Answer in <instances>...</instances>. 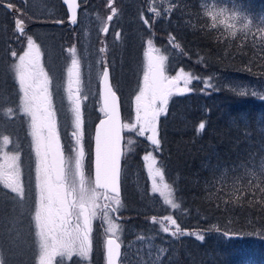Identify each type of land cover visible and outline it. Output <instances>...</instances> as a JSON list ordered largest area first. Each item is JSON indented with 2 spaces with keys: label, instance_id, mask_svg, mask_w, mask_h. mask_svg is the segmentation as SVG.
Instances as JSON below:
<instances>
[{
  "label": "rangeland",
  "instance_id": "374dc122",
  "mask_svg": "<svg viewBox=\"0 0 264 264\" xmlns=\"http://www.w3.org/2000/svg\"><path fill=\"white\" fill-rule=\"evenodd\" d=\"M5 1L9 2V0ZM10 1L21 8V17L26 22L33 23L35 20L59 19L66 16L61 10L62 2L60 0ZM80 2L79 22L77 24L70 25L67 22L63 26L34 24L20 35H17L13 15L7 13L0 4V82L5 86L12 85L13 75L15 74L13 65L16 64V57L23 55V49L26 46L25 41L30 36L35 45L39 46L40 64L51 79L50 91L52 92L53 105L56 111L59 137L65 148L63 158L69 181L72 180L75 173V153L73 150L76 144L74 139L71 138V132L74 130L72 127V107L77 96L80 100L83 121H87L90 116L91 125L85 134L83 130L82 143L85 150V186L92 187L94 186L92 177L93 157L91 159V153L93 155V152H91L92 130L94 122L103 114L99 97V78L103 71V65H109L113 85L117 90L122 89L125 78L131 75V78L136 76V87L130 94L125 93V95H122L125 115L122 118L123 126L135 125V128L123 127V153L127 156L128 162L123 175L131 185L134 184L129 192H137L139 194L138 200L142 204L140 205V202H138L134 205L137 211L133 212L126 209V202L123 200V196L120 195L122 204L116 211L117 214L115 215L111 208L107 210L112 222L120 226L118 230L110 233L106 231L109 223L103 218L105 211L103 205L104 202L112 204V201L110 199L103 200L101 198L102 190L97 189L99 198L96 203L101 207L97 209V216L92 222V251L90 256L85 259L73 255L70 261L58 256L54 264H71L76 259L80 260L81 264H91L95 236L101 237L100 253L102 252L103 264H105L103 244L104 237L108 234L117 236L122 242L120 264H168L171 259L168 253L170 242L179 239L180 234L178 233L175 237L171 235L172 232L176 231V226L165 218L172 217L176 220L178 212L166 203L168 193L163 186L165 183L169 185L171 183L166 181L165 176L157 178L160 191L153 192L152 190V170L153 168L163 169V165L160 162L158 148L147 139L151 133L145 132L143 136L139 135L140 125L136 124V96L139 94L140 88L143 87V75L147 70L149 59L167 57L163 63L164 74L169 79L177 75L191 73V70L186 69L183 64H178V62H183L182 57H185V54L179 49L176 41L172 37L168 38V35L166 38L162 37L163 39L157 36L158 30H156V26L153 27L152 22L146 24V31L142 19L145 15L148 18H156L154 13L148 11L150 7H156L161 13L175 12L178 0H115L114 7L118 9V13L110 21L107 33L102 31L109 22L107 15L110 13V9L107 6V0H80ZM142 2L143 4H141ZM251 2L252 0H201L204 13L208 16L211 24L223 26L230 33L234 31L235 34H241V36L249 38L254 45L264 47V35H262L264 10L257 3H254L255 6L253 7L257 9L254 10L251 7ZM166 9L169 11H166ZM233 14H236L239 18L231 19ZM59 15L61 16L59 17ZM136 15L142 20L139 23L142 25L141 28L136 21ZM184 16L185 14L181 15V18ZM244 17H247V21H251L247 29L243 28V24L247 22ZM185 20L187 19L185 18L183 22H186ZM40 26L44 28L42 32ZM116 33H119L118 38ZM149 39L153 41L151 46L147 43ZM40 42H44L46 45V60ZM18 43L21 48H18ZM73 48L75 51H71ZM101 49H104V51H101ZM13 51L17 54L15 57L11 55ZM124 51L127 54V59L129 57L128 62L125 57L123 59ZM117 52L121 54L118 61L114 57ZM182 54L184 56H181ZM73 59L78 62L79 82H77L76 76L77 68L72 64ZM123 62L126 71H123ZM69 69L72 71L70 72ZM180 69H183V73L180 72ZM123 72H126L124 79ZM191 74L199 79H192L186 87L183 80L179 81L178 87L185 90L182 94H176L174 88V94L170 96L169 101L176 96H185L188 93L195 92L196 88L204 93L207 92L208 85L211 82L205 80L206 76H198L194 72ZM214 77L241 91L257 93L264 90V79L245 80L239 75H220L219 73ZM11 85L8 88L10 93L12 91ZM187 89L191 90L188 91ZM122 91L124 90L122 89ZM22 95L19 85L14 97L11 93L10 98L3 101V96L0 95V100L3 102L0 105V117L4 118L0 120V176L7 175L10 171L15 170L19 174V179L25 191V196L21 199L18 194L0 183V264H38L39 237L36 235L33 219L37 199L35 187L36 156L32 138L31 116L20 110V97ZM144 103L145 100L142 98L141 105L143 106ZM157 106H159L158 101ZM178 113L177 110H174L173 114L176 116ZM161 115L158 118V131ZM7 121H11L13 129H17L19 124H22L20 133L24 135L22 139L25 138V141H21L22 144H16L14 141L17 134H12L9 131L11 129L2 124ZM4 136L8 137L7 144L3 140ZM24 142L26 146L23 145ZM27 152H30V156H27ZM13 156H17L18 159L12 160ZM259 167L264 170V160L260 161ZM152 199L157 202V206L151 205ZM146 202L147 204H144ZM4 203L7 204V208H5ZM153 217H155L154 221ZM73 223H75V220H73ZM178 225L180 226V224ZM164 227L169 228V231L163 232ZM180 229L183 228L180 227ZM189 233L196 236L193 230H190ZM178 250L179 248L176 247L175 251ZM180 251L177 253V259L182 262L185 250ZM209 260H212V258H209ZM74 263L80 264L76 261Z\"/></svg>",
  "mask_w": 264,
  "mask_h": 264
},
{
  "label": "trees",
  "instance_id": "16d2710c",
  "mask_svg": "<svg viewBox=\"0 0 264 264\" xmlns=\"http://www.w3.org/2000/svg\"><path fill=\"white\" fill-rule=\"evenodd\" d=\"M252 2L254 10V3L264 10V0ZM65 11L63 6L66 16L59 15V19H66ZM183 14L186 22L181 18ZM144 19L156 26L161 39L168 35L176 41L185 54L178 64L211 82L206 93L196 88L195 92L172 98L159 119L158 155L165 179L174 189L175 202L180 204L176 220L181 231L188 233L170 242L168 264H264V170L259 167L264 160V90L241 91L214 77L219 73L239 75L245 80L264 79V47L211 24L201 0H178L175 12L161 13L154 19L145 15ZM136 21L139 24L142 20L136 15ZM144 28L147 31L146 24ZM114 57L118 61L121 54L117 52ZM124 57L128 62L125 51ZM122 65L126 71L124 62ZM125 76L123 72V79ZM131 76L124 79V84L122 79L124 91L118 90L123 118L122 95L130 94L137 85V77ZM0 86V95H15L13 87L10 93L8 85L0 82ZM174 110L178 115L173 114ZM201 122L205 128L198 131ZM2 124L17 134L16 144L25 141L21 123L17 129H13L11 121ZM88 127L84 123V134ZM127 163L124 155L121 195L126 209L134 212V205L142 203L137 192H129L134 184L123 175ZM151 205L157 206V202L152 199ZM198 235H203L204 240H199ZM100 242L101 237L95 236L91 264H103ZM180 250H185L182 262L177 259ZM74 261L80 263L76 259L71 264Z\"/></svg>",
  "mask_w": 264,
  "mask_h": 264
},
{
  "label": "snow or ice",
  "instance_id": "6c2138e0",
  "mask_svg": "<svg viewBox=\"0 0 264 264\" xmlns=\"http://www.w3.org/2000/svg\"><path fill=\"white\" fill-rule=\"evenodd\" d=\"M2 2V0H0ZM71 12L70 20L73 24L77 20V9L80 7L78 0H64ZM115 0H107V6L111 14L107 16L108 21H112L117 15L118 9L114 7ZM6 7L13 10L12 3H7ZM148 11L154 13L155 17H160L161 12L156 7H150ZM166 11H169L166 9ZM233 14L231 19H238ZM145 24L148 20L144 19ZM247 21V17H244ZM62 23V21H61ZM251 21L243 24L247 29ZM234 27V26H233ZM16 30L24 33V21L15 20ZM107 33L108 28L102 29ZM233 36L235 32L231 33ZM264 35V30H262ZM119 37V33H116ZM148 45L151 46L153 41L149 39ZM28 51L18 58V62L13 65L16 79L18 80L19 90L22 92L20 97V110L31 116L32 138L35 146V187L37 193L35 205V228L36 235L39 237V254L38 264H54L56 257L71 260L73 255L87 259L92 251V222L97 216V209L101 206L96 203L99 198L97 189L105 190V199L112 201L111 211H117L121 204L120 196V157L122 155L120 147V130L118 97L112 90L109 82V73L107 68L102 72L105 83L104 107L101 109L105 113V119L100 121L95 136V161H94V186H85L84 176V159L85 150L82 143L83 137V118L80 101L77 98L72 107V127L71 138L74 139L76 147L75 153V173L72 180L69 181L67 167L63 158V150L60 144L59 131L57 127L56 111L53 105L52 92L50 91L51 79L40 64L39 46L29 36L27 37ZM35 49V55H33ZM71 51H75L73 48ZM104 51V49H101ZM11 55L15 57L16 52ZM167 57H157L149 59L147 70L143 75V87L140 88L136 96V124H139V135L143 136L145 132L151 135L147 139L152 145L159 147L158 118L161 114L166 113L170 96L182 94L185 89L178 87V82L183 80L185 87L193 77L191 73L177 75L169 79L164 74V61ZM72 64L77 68L76 76L79 82L78 62L73 59ZM71 72L72 70L69 69ZM183 73V69H180ZM211 86V85H208ZM190 91L191 89H187ZM78 91V90H77ZM142 98L145 100L141 105ZM264 98V97H261ZM157 101L159 106H157ZM11 111V109H9ZM123 127L135 128V125H124ZM205 123L201 122L198 131H203ZM5 144L8 143V137L4 136ZM131 143V141H129ZM13 156L12 160H17ZM155 159V158H153ZM164 171L162 168H153L152 181L153 192H159L160 187L157 184V178H163ZM0 183L12 192L18 194L23 199L25 196L24 186L19 179V174L15 170L10 171L7 175L0 176ZM164 189L168 193L166 203L172 209H179L180 204L174 200V189L171 185L165 183ZM112 195L109 197L107 193ZM105 210L103 218L108 221L109 227L107 232H115L119 229V224L113 223L108 216L107 210L109 204L103 205ZM153 221L155 217L152 218ZM172 225L176 226V231L171 235L175 237L178 233L181 235L188 234L186 230L181 231L177 221L172 217H166ZM75 220V223H73ZM169 228L164 227L163 232H168ZM227 235V234H225ZM199 240L203 241L204 236L198 235ZM231 238V237H229ZM107 264H118L120 258L121 245L109 235L105 242ZM163 251V250H161Z\"/></svg>",
  "mask_w": 264,
  "mask_h": 264
},
{
  "label": "water",
  "instance_id": "95a60500",
  "mask_svg": "<svg viewBox=\"0 0 264 264\" xmlns=\"http://www.w3.org/2000/svg\"><path fill=\"white\" fill-rule=\"evenodd\" d=\"M61 2L63 4L64 3V0H61ZM7 3H11V2H7V1H2V4H4L5 6L7 5ZM78 3H79V0H78ZM13 4V3H12ZM80 4V3H79ZM14 6V4H13ZM66 9H67V12H68V17H67V20L69 22H71L70 20V16H71V12L69 10V7L68 5H66ZM15 8V7H14ZM79 9V8H78ZM78 9H77V17H78ZM110 15V14H109ZM16 19H20L18 16L15 17V20ZM61 19H50L48 22L49 23H61ZM63 22V21H62ZM77 22V20H76ZM72 23V22H71ZM107 68L108 70V73H109V82H110V85H111V88L113 91L116 92V96L118 97V110H119V123H120V126H121V130H120V136H121V140H120V147H121V152H122V155L120 157V169L122 170V157H123V140H124V133H123V122H122V109H121V102H120V96H119V93L113 88V85H112V81H111V75H110V70H109V67L107 64H104L103 65V71L104 69ZM102 71V72H103ZM104 93H105V83H104V80H103V77H102V73L100 75V78H99V95H100V102H101V107L103 108L104 107ZM105 113H103L99 118L98 120L96 121L95 125H94V130H93V138H92V148H93V172H92V175H93V179L95 181V175H94V161H95V136H96V132H97V128L99 127L100 125V121L105 119ZM103 190V189H102ZM120 192H121V171H120ZM105 193V190H103V196ZM109 235H106L105 238H104V258H105V264H107V254H106V246H105V242H106V239ZM114 239L117 240V242L121 245V242L119 241V239L115 236V235H112ZM122 252V245L120 247V253ZM121 256V255H120ZM118 264H120V258L118 260Z\"/></svg>",
  "mask_w": 264,
  "mask_h": 264
},
{
  "label": "flooded vegetation",
  "instance_id": "af4514ba",
  "mask_svg": "<svg viewBox=\"0 0 264 264\" xmlns=\"http://www.w3.org/2000/svg\"><path fill=\"white\" fill-rule=\"evenodd\" d=\"M2 1H5V0H2ZM61 1V0H60ZM9 2H12L13 4H14V7H15V9L14 10H9L4 4H2V3H0L2 6H3V8L5 9V11L7 12V13H10L11 15H13V23H14V26H15V16H17V15H19L20 17H21V8L20 7H18L17 6V4H15L13 1H10L9 0ZM62 11H63V5H62V9H61ZM65 12H67V10L65 11ZM80 12V11H79ZM67 17H68V13H67ZM67 17H66V19H67ZM22 18V17H21ZM23 19V18H22ZM23 21H24V19H23ZM49 20H45V19H42V20H35L33 23H31V22H26V21H24V31L26 30V29H28L30 26H33L34 24H51V25H53V24H57V23H49L48 22ZM57 25H60V23H58ZM64 25V24H63ZM63 25H61V26H63ZM42 26H40V28H41ZM42 29H44V28H41V32H42ZM17 31V30H16ZM17 35H20L21 33H19L18 31H17ZM33 33H34V30H33ZM36 34H37V32H36ZM38 37L40 38V36H39V34H38ZM41 39V38H40ZM39 39V40H40ZM25 44H26V46L24 47V49H23V54H24V52L25 51H28V46H27V41H25ZM40 44L42 45V47H43V51H44V56H46L45 57V60L47 59V48H46V45H45V43L44 42H40ZM18 45V48H21V45L18 43L17 44ZM20 50V49H19ZM33 55H35V49H33ZM18 56L16 57V63L18 62ZM46 68H47V66H45ZM47 70H48V68H47ZM13 72H15V69H14V67H13ZM18 80L16 79V77H15V74L13 75V79H12V87L14 88V90H15V95H16V93H17V87H18ZM8 89V88H7ZM14 95V96H15ZM76 95H77V93H76ZM13 96V95H12ZM11 96V97H12ZM13 96V97H14ZM10 98V94H9V96L7 95V96H3V101H6V100H8ZM80 101V100H79ZM88 126L89 125H91V123H90V121H86L85 122ZM88 129H89V127H88ZM60 144H61V146H62V150H64L65 148H64V146H63V143H62V140L60 139ZM110 208H111V205H110Z\"/></svg>",
  "mask_w": 264,
  "mask_h": 264
},
{
  "label": "bare ground",
  "instance_id": "6f19581e",
  "mask_svg": "<svg viewBox=\"0 0 264 264\" xmlns=\"http://www.w3.org/2000/svg\"><path fill=\"white\" fill-rule=\"evenodd\" d=\"M0 3H2V2H0ZM79 3H80V7H81V2H80V0H79ZM62 5L66 8L65 4L62 3ZM80 7H79V9H78V17H77V22H76L75 24H77V23L79 22V11H80ZM66 10H67V9H66ZM67 13H68V12H67ZM61 20H62L63 22L60 23V25H63V24H65L66 22L69 23L70 25H75V24L69 22L67 19H65V20L61 19ZM109 23H110V21L107 23V26H106V27H108ZM57 24H58V23H57ZM92 151H93V148H92ZM123 156H124V153H123ZM122 160H123V157H122Z\"/></svg>",
  "mask_w": 264,
  "mask_h": 264
}]
</instances>
